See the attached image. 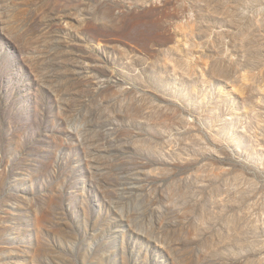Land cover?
<instances>
[{
  "label": "rangeland",
  "instance_id": "rangeland-1",
  "mask_svg": "<svg viewBox=\"0 0 264 264\" xmlns=\"http://www.w3.org/2000/svg\"><path fill=\"white\" fill-rule=\"evenodd\" d=\"M0 264H264V0H0Z\"/></svg>",
  "mask_w": 264,
  "mask_h": 264
}]
</instances>
